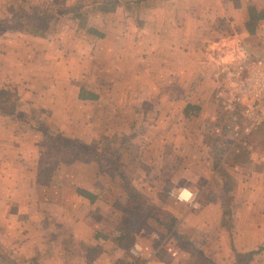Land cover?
Segmentation results:
<instances>
[{
    "label": "crops",
    "instance_id": "obj_1",
    "mask_svg": "<svg viewBox=\"0 0 264 264\" xmlns=\"http://www.w3.org/2000/svg\"><path fill=\"white\" fill-rule=\"evenodd\" d=\"M154 1L139 6L140 11L149 8V20L137 22L135 38L129 32L113 39L1 34L0 90L17 92L18 115L36 116L51 133L100 151L119 142L123 172L131 175L132 186L154 214H164L160 222L171 243L174 235L223 236L234 251H254L264 245V152L226 155L230 141L215 133L220 108L216 72L204 62L214 45L204 35L208 24L213 28L226 15L240 20L243 10L236 0ZM223 2L232 7L217 8ZM128 10L123 3L115 13L103 14L125 12L121 20L129 25ZM97 19L94 15L87 23L95 29ZM259 26L253 35L244 26L235 36L242 45L258 38L248 42L247 50L256 58L264 56V23ZM2 108L0 264L9 249L15 257L8 264H61L57 254L73 250V243L85 247L77 249L84 251L77 264H132L128 240L132 245L139 237L132 234L124 241L129 234L121 227L128 195L103 167L105 162L83 163L62 152L49 156L42 148L45 136L41 133L42 143L37 129L25 130L29 122L8 106ZM182 187L198 194L197 209L171 196ZM156 224L158 231L163 228ZM97 233L108 238H96ZM244 235L247 242L239 239ZM63 239L68 243L61 246ZM95 249L100 250L96 258ZM178 251L177 258L164 251L168 262L158 258L154 264H190L180 260ZM223 259L218 264L228 263Z\"/></svg>",
    "mask_w": 264,
    "mask_h": 264
},
{
    "label": "rangeland",
    "instance_id": "obj_2",
    "mask_svg": "<svg viewBox=\"0 0 264 264\" xmlns=\"http://www.w3.org/2000/svg\"><path fill=\"white\" fill-rule=\"evenodd\" d=\"M125 4H128V7H131V10L129 11V18H130V24H126L125 21H123L121 18L125 17V12H120V14H116V15H107L105 16L103 13L96 11V7L98 6V2H102V0H82L81 3L84 5V8L81 10V12H85L89 14V17H93L94 15H99L101 20H98L97 22H95V26L97 28H99L100 31H98V29H94V27H91V25H89V22L87 23V26L85 28H81V26L79 25L78 21H73L72 20V16L74 15V12L76 13V11H74L75 7L78 6L79 1L74 2L73 4L68 5L66 3V1L64 0L66 5H53V4H48L46 1L44 0H0V28L1 29H7L8 32H14V31H22L20 29H17V21H18V17L21 12H26L27 16L30 17L31 19L35 20V21H39L41 20L42 17H45L42 22V26L37 28L40 31L43 29V27H45L46 25L48 26V30L46 33V37H54V38H66L72 35H80V36H92L89 35L90 33L88 32V29H94L97 32H99V34L101 35H106L108 38H116V37H121V36H125V32H129V35H131V37H134L136 35H139L138 30L140 25H137V22L140 20H147L146 18H148L149 20V16H146V11L149 10V8H147V10L144 9V11H140L139 7L140 5H142L141 3L143 2V0H134L133 2H123L122 0H120ZM161 4V3H165L168 0H155L154 3L155 4ZM237 3L240 5V8H242L243 13L240 14V20L237 18V16H223L224 18H220L221 22H215L213 25H215L213 28L209 25V28L206 29L204 35L205 37L207 36L209 41L212 40L213 45V49H210L209 51H207V60L208 61H204V62H209L211 66L210 69H212L213 72H216L215 75H217V73L219 72V67L221 63V59H226L229 56H232L234 54H236L237 51V46L239 47H243V48H249L248 47V42H250V44L252 45V43L254 42H258V38L255 39L253 37H251L249 39L248 42H244V44H240L237 43L235 40L236 37L235 36H240L241 31H243L246 27V24L249 20V14H248V10L249 8H255L258 10H263L264 9V0H236ZM152 3V2H151ZM121 4V5H122ZM120 5V6H121ZM149 5V3H148ZM225 5L232 7V4H228L226 2H223V5L218 6L217 8H223V10L225 9ZM119 6V7H120ZM35 7H38V9L41 10L42 16H40L38 14L37 11L34 10ZM117 10V9H116ZM218 12H220V10H216ZM18 13V14H17ZM111 13H115V12H111ZM150 15V14H148ZM236 15V14H235ZM88 17V18H89ZM235 18V19H234ZM225 23H223V20ZM30 23V20H27ZM234 21H238V25H242L241 29L236 27V23ZM118 22V23H117ZM211 22V21H209ZM234 22V23H233ZM122 23V25H120ZM129 27L128 30H125L126 26ZM244 27V28H243ZM258 28H261V26H259ZM5 32H1V34L6 33ZM76 31H79L80 33L78 34ZM87 33V34H85ZM138 33V34H137ZM29 34V33H28ZM30 35V34H29ZM96 36V35H95ZM263 36V35H260ZM208 41V40H207ZM113 42V41H112ZM108 47H113V46H108ZM249 50V49H248ZM115 56H119V53L115 52ZM130 56V55H128ZM110 57V54H109ZM125 57V55H124ZM209 58V59H208ZM107 60H109V58H107ZM115 63V62H114ZM116 63L120 64L119 61H116ZM122 68V67H121ZM123 69V68H122ZM214 84L216 85L215 88L217 89V78L216 76H214ZM3 90V89H1ZM16 91V90H14ZM17 92H9V94L3 98L0 97V107L1 106H8L10 110H15V115L16 117H21V115L19 116L18 114L19 112V106L18 104H21L19 102V100L17 99ZM23 115V114H22ZM31 114H24L23 118L24 119V123L29 122L28 125H25V130H32L35 131V129L37 128L38 124H43L40 120H36V116H33L32 119L30 118ZM225 115L222 113V110L219 108L216 111V121H217V128L224 129V123H225ZM36 123V124H33ZM31 123V124H30ZM31 127V128H30ZM37 133L39 134V139L42 137L41 132H39V130H37ZM227 133V132H226ZM225 134V133H224ZM258 137H255V139H252V143L254 144V148L257 151V149L260 150V152H264V130H262L261 132L258 133ZM223 135V134H221ZM226 136V134H225ZM41 142L43 141V137L42 139H40ZM228 140V139H227ZM46 140L44 139V144L42 145V148L47 151V143H45ZM43 143V142H42ZM230 142H226V146L229 144ZM110 144V143H109ZM92 146V145H91ZM119 142L117 143H113L110 145H106V146H102L101 148L108 150L109 153H112L114 151H117V153L120 152V150L123 151V149H119ZM226 148V147H225ZM104 150V151H106ZM107 152V151H106ZM64 153V152H62ZM67 156H71L69 154L64 153ZM72 157V156H71ZM73 158V157H72ZM74 159V158H73ZM243 160L246 161V157L244 158L243 155ZM225 161H228L225 160ZM242 161V160H240ZM101 162H105V161H101ZM228 163H230L228 161ZM227 163V164H228ZM105 169H107V171L109 170V165L105 162ZM102 167V168H103ZM259 167V166H258ZM124 171V169H123ZM125 173V172H124ZM128 176V177H127ZM126 178L129 179L130 178V174H127ZM117 183L116 184H121L120 186H122L123 188V182L121 180L120 177L117 176L116 178ZM124 190V188H123ZM125 191V190H124ZM126 193V192H125ZM127 194V193H126ZM128 200V198H127ZM125 207V206H124ZM123 207V209H124ZM124 214V212H123ZM132 215V214H131ZM164 215V214H163ZM135 216V215H133ZM141 216V213H140ZM140 216H137V221H132L129 220L126 223H123V229H125V233L128 234H134L135 236L139 237V242H141L144 245H148L151 247H156L158 246V244L153 240V238H151V234L153 233H157L159 234L161 237H163V239H168V233L165 231L167 230L165 227H163L161 224V222H159V227H163L160 228V230L158 231L157 229V224L150 220H146L145 222V226L141 223L140 220ZM225 220H227V222L229 223V219L228 216H225ZM169 222L166 221V224H168ZM161 225V226H160ZM224 225V224H223ZM244 225V222L243 224ZM226 226V225H225ZM245 226H249V225H245ZM244 226V227H245ZM252 228V226H250ZM249 227V229H250ZM246 228V227H245ZM169 229V226H168ZM248 229V230H249ZM142 233H141V232ZM250 231V230H249ZM133 232V233H132ZM246 235V234H245ZM242 236L241 238H239L241 241H245L247 242V236ZM133 236V235H132ZM131 236V237H132ZM175 238H171L172 240V244L177 246L178 249L180 250V260L181 261H185L188 262L190 264H218V263H223L222 262V256H223V261H228V263L225 264H264V250L260 249L262 247H264V245L261 248H258L254 251L251 252H237L236 249L234 251L233 245H230V241L227 239V237H223V236H197V235H192L190 237H182V236H173ZM226 238L225 243H223V239ZM170 239V238H169ZM65 240V239H63ZM59 240V244H61V246H64V243H68V240ZM128 244H130V247L133 245H131L130 240H128ZM233 241V240H232ZM238 243V242H237ZM236 243V244H237ZM71 246V245H70ZM73 250H69L66 249L65 252L62 254H57V258L59 259V262H61V264H77L78 260H77V256H81L84 254V251L82 252H77V249H81L83 250L85 247L83 244H79V243H73ZM228 249V252L223 251ZM47 255H49V253H47ZM12 257H15L12 256ZM11 251L10 249L8 250L7 253H5L3 255V262L4 264H8L9 260H13L11 259ZM76 258V259H75ZM129 258V257H128ZM160 259V261H163L165 263L168 262L169 258L167 257L166 253L164 251H161L158 256L157 259ZM228 258V259H227ZM36 259V258H35ZM41 259V258H39ZM57 259V261H58ZM130 263L132 264H141V263H135L133 262L131 259ZM35 260H32L31 263L33 264ZM20 264H24V263H20Z\"/></svg>",
    "mask_w": 264,
    "mask_h": 264
},
{
    "label": "built area",
    "instance_id": "obj_3",
    "mask_svg": "<svg viewBox=\"0 0 264 264\" xmlns=\"http://www.w3.org/2000/svg\"><path fill=\"white\" fill-rule=\"evenodd\" d=\"M237 51L221 59L222 64L216 75L215 99L226 119L224 129L216 128L215 133H225L230 141L226 155L232 152L240 154L245 150L253 153L252 139L264 130V56L253 57L242 47ZM182 191L189 193L187 199L180 198ZM171 196L191 209L199 207L198 194L186 187L173 191ZM152 238L158 246L153 248L138 241L129 248L128 255L133 262L154 264L161 251L171 258L179 256L178 249L169 238L163 239L159 234H154Z\"/></svg>",
    "mask_w": 264,
    "mask_h": 264
},
{
    "label": "trees",
    "instance_id": "obj_4",
    "mask_svg": "<svg viewBox=\"0 0 264 264\" xmlns=\"http://www.w3.org/2000/svg\"><path fill=\"white\" fill-rule=\"evenodd\" d=\"M81 1L82 0H79L78 6H76L74 9L76 13L74 12V15L72 16V20L78 21L81 28H85L87 26L89 14L85 12H81V10L84 8V5L81 3ZM98 3L99 4L96 7V11L101 13L115 12L116 9L122 4L120 0H102V2H98ZM52 4L55 6L65 5V2L64 0H53ZM34 10L37 11L40 16H42L41 10L38 9V7H35ZM248 14H249V20L246 24V27L250 35H253L259 24L264 23V11H258L255 8H249ZM18 15L19 17L17 21V26H18L17 29L27 32L35 37H46V33L48 30L47 25L43 27L41 31L37 29L42 26L43 24L42 20L45 17H42L41 20L39 21L38 20L35 21L30 17H28L26 12L23 13L21 12ZM27 20H30V23ZM5 31H7V29L0 28V33ZM88 32L96 36H101L99 32L91 28L88 29ZM248 49L249 48H246V50ZM6 94L7 93L5 90H0L1 98L5 97ZM0 110H3L5 112L2 106L0 107ZM36 129L39 130V132H41L45 136V140H46L45 143H47V153L49 156L52 155L53 153L64 152L66 154L75 157L78 161L83 163H91L98 161L101 162L103 160L109 165V170H108L109 174L113 177V179H116L117 176L121 178L124 185L123 188L128 195L127 203L125 204V207L123 209L124 211L123 223H126L129 220L137 221L136 215L140 216V213H141L140 220L144 226L146 220L151 219L152 221L154 222L156 221L155 223H157L160 222V219H163V213L159 212L157 215H155L154 211L156 210L136 192L135 188L132 186L131 180L126 178V175L123 172V168L121 164V156L119 153H117V151H114L112 153L106 151H100L96 147L85 145L76 140L67 139L61 134L51 133L50 130L43 124H38ZM123 223L121 224L122 228H123ZM131 236L132 235L129 234V236L123 238V240L125 241L127 239H130ZM95 237L96 238L102 237L105 239L108 238V236L102 235L100 233H97ZM261 250H264V247H262L260 251ZM99 254H100L99 249L93 250L94 258L98 257Z\"/></svg>",
    "mask_w": 264,
    "mask_h": 264
},
{
    "label": "clouds",
    "instance_id": "obj_5",
    "mask_svg": "<svg viewBox=\"0 0 264 264\" xmlns=\"http://www.w3.org/2000/svg\"><path fill=\"white\" fill-rule=\"evenodd\" d=\"M188 196H189V193H188L187 191H182V192L180 193V198H181V199H187Z\"/></svg>",
    "mask_w": 264,
    "mask_h": 264
}]
</instances>
